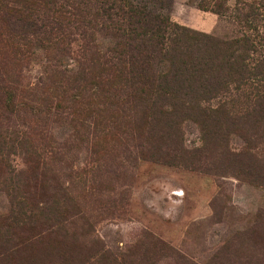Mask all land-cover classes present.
Returning a JSON list of instances; mask_svg holds the SVG:
<instances>
[{
	"label": "rangeland",
	"instance_id": "obj_1",
	"mask_svg": "<svg viewBox=\"0 0 264 264\" xmlns=\"http://www.w3.org/2000/svg\"><path fill=\"white\" fill-rule=\"evenodd\" d=\"M30 1L0 0V264H264V0H134L187 32L135 30L138 84L116 0Z\"/></svg>",
	"mask_w": 264,
	"mask_h": 264
},
{
	"label": "trees",
	"instance_id": "obj_2",
	"mask_svg": "<svg viewBox=\"0 0 264 264\" xmlns=\"http://www.w3.org/2000/svg\"><path fill=\"white\" fill-rule=\"evenodd\" d=\"M116 1H117L118 4H120L119 7H121L122 9L126 10V12H125L126 17H127V18H125L126 25L124 26V29H122V30L124 32H126L127 35H126V37L123 36V41L121 43L118 42L115 45V48L116 49H120L123 46H127L128 47L129 56H128L127 63L130 66L128 74L135 81V84H138L137 83L138 77H140V74L142 72L145 73V71L140 69L141 66L138 67L137 63L140 62L143 59L146 60L149 57L153 56V54H155V52H154V50L151 47H150V50L148 51L147 50V42L148 41H146V46H145L142 43V39H141V45L139 47H137V46L136 47H132V45H130L131 36L134 35V33H136L135 30H137V33L135 34V38L136 37L138 38L139 36H141L140 38H143L144 35H145L146 30H148V29H146L147 28L146 26L149 25L151 27L149 32L152 33V35L155 37V39L159 38L160 33L169 34L172 31V29H175L177 31H181V33H183V35H185L187 32L185 30H180V29H178V28H176L174 26L169 25L168 24V19H166L163 16H159V15L152 16V15L148 14L147 12H145L144 9H137V7H136V5L134 3V0H116ZM26 4L27 5H24L25 8L34 9V7H35V5L33 3H31L30 0H29V2H26ZM4 10L8 11V9H4ZM51 12L54 13V11H51ZM3 13L4 12L2 11V9H0V15L3 14ZM11 14H17V12H14V13H11ZM85 17H86V25H87V27H89L91 29V26L97 21V16L95 14L93 15L90 12H87ZM115 25H116V23H115ZM122 25H118V28L117 29L113 28V30H116V32L118 33L121 30L120 28H121ZM178 37H181V36L178 35ZM183 37L184 36H182V38ZM10 40L11 39H7V40L3 39L2 33H1V29H0V48L1 49H8V47H9V43L8 42H10ZM155 45H156V43H155ZM131 52H134V53L130 54ZM259 74H264V70H262L260 73H257L256 76H258ZM141 79H143V78L141 77ZM144 84H145V82L143 83V85ZM133 85L134 84H131V86H133ZM263 105H264V102L263 101H259L255 105V107L258 108V111H262L263 110ZM26 143L28 144V142L25 139H22V144H26Z\"/></svg>",
	"mask_w": 264,
	"mask_h": 264
}]
</instances>
